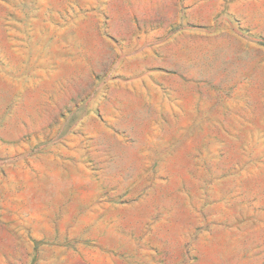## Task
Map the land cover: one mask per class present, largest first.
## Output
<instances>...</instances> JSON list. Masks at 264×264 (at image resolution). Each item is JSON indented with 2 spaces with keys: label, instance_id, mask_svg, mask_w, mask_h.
Returning a JSON list of instances; mask_svg holds the SVG:
<instances>
[{
  "label": "rangeland",
  "instance_id": "1",
  "mask_svg": "<svg viewBox=\"0 0 264 264\" xmlns=\"http://www.w3.org/2000/svg\"><path fill=\"white\" fill-rule=\"evenodd\" d=\"M0 264H264V0H0Z\"/></svg>",
  "mask_w": 264,
  "mask_h": 264
}]
</instances>
